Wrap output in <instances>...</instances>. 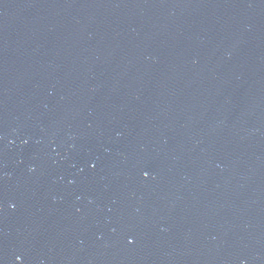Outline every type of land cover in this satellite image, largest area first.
Masks as SVG:
<instances>
[{
	"label": "water",
	"instance_id": "water-1",
	"mask_svg": "<svg viewBox=\"0 0 264 264\" xmlns=\"http://www.w3.org/2000/svg\"><path fill=\"white\" fill-rule=\"evenodd\" d=\"M0 264H264V0H0Z\"/></svg>",
	"mask_w": 264,
	"mask_h": 264
}]
</instances>
